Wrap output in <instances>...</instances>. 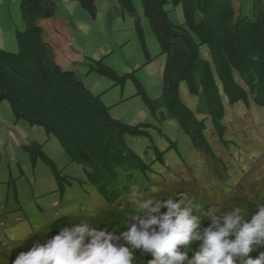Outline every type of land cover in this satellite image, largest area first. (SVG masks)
I'll use <instances>...</instances> for the list:
<instances>
[{
    "label": "trees",
    "instance_id": "16d2710c",
    "mask_svg": "<svg viewBox=\"0 0 264 264\" xmlns=\"http://www.w3.org/2000/svg\"><path fill=\"white\" fill-rule=\"evenodd\" d=\"M58 1L61 0L21 1L24 28L14 31L16 51H6L0 43V102L9 103L14 120H24L31 126L42 127L47 135H53L69 162L79 166L81 178L63 174L47 155L43 144L30 140L23 145L32 165L42 161L49 167L58 192L62 194L76 180L78 185L88 186L91 192L104 199L101 214L95 220L84 221L93 227L123 230L126 227L124 213L134 212L128 203L130 186H127V176L128 179L133 176L129 173L147 176L148 171L153 170L154 162L169 171L170 165L166 166L164 155L172 148L177 151L174 141H169L168 147L160 150L152 139V129L164 135L163 124L168 120L175 121L190 146L201 151L214 164L217 174L223 172L221 159L214 154L206 139L207 122L210 121L216 137L226 144L222 137L227 106L241 101L245 105L253 102L264 109V0H250V5L245 6L241 0H139L143 16L157 39L160 54L165 57L161 95L150 98L134 72L119 75L102 59H90L89 65L91 70L95 69L115 85L123 87L128 79L132 80L135 95L141 97L156 121L154 124L141 121L134 125L114 119L110 114L111 106L103 103L100 94H93L74 71L57 64L38 22L57 15ZM77 1L86 2V10L94 13V1ZM116 2L117 12L112 14L110 11V20L120 12L133 16L135 30L147 56L146 63L152 61L132 0ZM177 6L181 9L182 21L174 24L169 11ZM180 84H184L188 94L196 98L194 110L182 101ZM127 138H148L154 158L146 162ZM89 167L92 172H88ZM185 173H181V178ZM167 177L168 173L164 174L165 180ZM177 187L156 184V188L144 190V193L138 191V195L140 199H179L180 193L186 192ZM256 202L264 205V191ZM256 202L242 196L229 197L218 214L240 207L244 210V218L251 219L255 205H258ZM193 203L200 205L195 214L207 224L204 213L210 206L203 202ZM78 215L59 217L31 232L9 251L7 264H12L18 252L26 251L37 241L43 242L64 225L82 222ZM251 255L255 257L256 253ZM135 257L134 264H147L146 260L150 258H144L139 251L135 252Z\"/></svg>",
    "mask_w": 264,
    "mask_h": 264
},
{
    "label": "rangeland",
    "instance_id": "374dc122",
    "mask_svg": "<svg viewBox=\"0 0 264 264\" xmlns=\"http://www.w3.org/2000/svg\"><path fill=\"white\" fill-rule=\"evenodd\" d=\"M21 1L11 0L9 4L7 0H0V24L3 29L0 43H3L2 48L6 51H16L14 31L24 28L20 13ZM92 1L95 7L93 14L86 10V2L83 3L84 7L77 0H61L56 3L55 17L69 22L67 27L57 20L47 22L50 33L55 35V41L52 40L50 44L56 49V59L59 63L62 62L65 69L74 71L93 94H100L103 103L111 106L110 114L114 119L133 125L141 121L154 124L156 121L149 109L143 104L141 97L135 95L136 89L132 80L128 79L121 87L100 75L95 69L89 68L90 59H102L104 64L113 68L119 75L134 72L150 98L160 96V79L165 57L160 54L157 39L148 20L143 16L140 1L132 0L143 31L145 46L153 57L148 63L135 30L134 17L126 12H118L119 14L110 20V11L112 14L117 12L116 0ZM241 2L244 6L250 5V0ZM169 18L174 24L182 21L179 6L169 11ZM204 56L208 57L205 53ZM179 89L182 101L194 110L196 98L188 94L184 84H180ZM121 100L123 102H120ZM243 105L237 103L225 108L224 139L230 141L227 145L212 133L211 123L207 122L206 138L216 155L223 158V172L216 174L212 163H204L202 154L190 146L186 135L179 130L176 122L168 120L163 124L164 135H160L156 129H152L151 135L160 150H165L169 141L177 143L178 152L172 148L164 155L166 166L169 164L170 170L159 162H154L153 170L148 171L147 176L136 172L129 173L133 176L130 179L127 176V186H136L137 190H143V193L144 190L151 191L156 188V184L161 187L170 186L168 183L163 185L166 182L164 174L168 173L167 182L175 183L176 187L183 185L182 188H177L185 190L193 201L203 202L219 211L225 207L230 194H248L259 198L260 192L264 191L263 110L255 106L246 109ZM232 108H235L233 113H227ZM30 140L44 145L43 149L63 174L82 177L79 166L69 162L53 135H47L42 127L31 126L24 120H14L9 103L0 102V264H7L9 251L19 244V241L31 232L48 225L55 217L80 213L83 215H78L79 220L90 221L95 220L103 211L104 199L91 192L88 186L78 185L76 180L68 185L62 194L56 191L57 184L49 167L42 161L32 165L22 147ZM127 140L146 162L154 158L148 138ZM233 154L239 155L238 160L236 156L231 157ZM172 170L174 172L170 173ZM183 172L190 175L189 182L182 180ZM193 172L196 177H193ZM184 177L188 178L187 175ZM234 183L236 184L233 186ZM170 188L174 189L175 186ZM54 200L58 201V207L53 206Z\"/></svg>",
    "mask_w": 264,
    "mask_h": 264
},
{
    "label": "clouds",
    "instance_id": "9594fccd",
    "mask_svg": "<svg viewBox=\"0 0 264 264\" xmlns=\"http://www.w3.org/2000/svg\"><path fill=\"white\" fill-rule=\"evenodd\" d=\"M54 18L56 17L39 20L38 26L43 39L53 50L57 64L64 68L62 62L59 63L56 59V49L50 44L54 35L50 38L47 31L46 39L45 29L40 24L45 20L54 21ZM237 103L244 104L241 101ZM243 106H246V109L260 107L253 102ZM233 109L235 108L227 113H233ZM260 109L263 110L264 119V109ZM236 123L235 120L234 125ZM224 134L222 138L226 141ZM229 142L222 143L227 145ZM199 152L205 159L204 163L210 164L209 159ZM214 154L216 155L215 152ZM234 156L238 160L239 155L233 154L231 157ZM221 166L223 171V158ZM87 170L93 171L90 167ZM193 174V177H196L194 172ZM185 175L188 178L183 177L182 180L188 181L190 175ZM167 183L176 187L175 183H169L166 179L164 185H168ZM129 193L128 203L134 208V212L124 213L126 227L123 230H110L107 226L93 227L86 221L66 224L43 242L37 241L26 251L18 252L12 264H134L136 251L144 258L150 257L146 260L147 264H264V205L256 202L260 197L256 199L248 194L241 195L242 198H248L258 204L255 205L251 219L244 218V210L240 207L222 215L218 214L217 208L211 207L204 213L207 217V224H204L200 216L195 214L200 205L194 204L187 193H180L179 199L167 198L163 201L153 198L140 199L136 186L130 187ZM230 195L233 198L239 196ZM52 204L59 206L57 200ZM62 216L65 214L53 220ZM251 253H256V256L253 257Z\"/></svg>",
    "mask_w": 264,
    "mask_h": 264
},
{
    "label": "crops",
    "instance_id": "0c3cea01",
    "mask_svg": "<svg viewBox=\"0 0 264 264\" xmlns=\"http://www.w3.org/2000/svg\"><path fill=\"white\" fill-rule=\"evenodd\" d=\"M7 2L9 3V4H11V0H7ZM4 12H6V11H4ZM7 13V12H6ZM54 21H59V22H61V23H64V25H65V27H67V25H69V22H66V21H63V20H60V19H58L57 17L56 18H54L53 19ZM44 22V23H43ZM48 23H49V21H48ZM41 26L43 27V29H45V34H46V39H47V31L49 32L48 33V35L50 36V38H52V36L54 35V34H51L50 33V29L49 28H47V20H45V21H42L41 23ZM63 31H64V27H63ZM0 35H3V29H2V26H1V24H0ZM52 35V36H51ZM55 36V35H54ZM53 39H55V37H53ZM52 39V40H53Z\"/></svg>",
    "mask_w": 264,
    "mask_h": 264
}]
</instances>
